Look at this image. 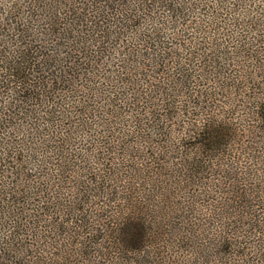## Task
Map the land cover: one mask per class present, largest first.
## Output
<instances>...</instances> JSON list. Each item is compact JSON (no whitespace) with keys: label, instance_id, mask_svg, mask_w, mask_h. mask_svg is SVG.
Wrapping results in <instances>:
<instances>
[{"label":"trees","instance_id":"obj_1","mask_svg":"<svg viewBox=\"0 0 264 264\" xmlns=\"http://www.w3.org/2000/svg\"><path fill=\"white\" fill-rule=\"evenodd\" d=\"M0 264H264V0H0Z\"/></svg>","mask_w":264,"mask_h":264},{"label":"rangeland","instance_id":"obj_2","mask_svg":"<svg viewBox=\"0 0 264 264\" xmlns=\"http://www.w3.org/2000/svg\"><path fill=\"white\" fill-rule=\"evenodd\" d=\"M169 184H171V186H169ZM165 187H166V186H165ZM168 187H171L170 190L172 189L173 192H176V190H175V187H176V186H174V182H172V183H168ZM181 198H182V199L177 198L178 200H174V199H173V200H172V201H174L173 206H175V204H178V203H180V202H181V204H182L183 207H184V206H187V204L185 203V202H187V200L183 199V197H181ZM164 206H165V205H164ZM182 206H180V207H182ZM176 208H177V206H176ZM165 211H166V210H165ZM185 211H186V210H185ZM179 214H180V213H177V212H176V216H175V217L172 215V216L174 217V219H172V220H175V219H176V221H178V219H179V220L181 219V221H182V220H185V218H184V217H180ZM182 214H184V213H182ZM187 215H188V217H189L190 219L194 218V217L191 218V215H192V214H187ZM193 216H195V215L193 214ZM173 222H174V221H173Z\"/></svg>","mask_w":264,"mask_h":264}]
</instances>
